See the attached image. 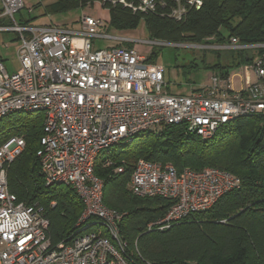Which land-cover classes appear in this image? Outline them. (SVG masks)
I'll return each instance as SVG.
<instances>
[{"label": "built area", "instance_id": "obj_1", "mask_svg": "<svg viewBox=\"0 0 264 264\" xmlns=\"http://www.w3.org/2000/svg\"><path fill=\"white\" fill-rule=\"evenodd\" d=\"M111 1L141 13L166 7V0ZM0 4V19L12 21L11 26L0 24V31L18 36L17 69L9 71L0 61V118L16 112L41 113L36 156L45 184L69 185L83 203L75 224L78 229L53 245L42 206L18 202L8 189V166L24 149L25 140L20 135L6 139L0 145V264H129L118 228L122 214L104 205L102 181L94 175L99 153L170 125H181L206 140L233 118L264 113V58H255L251 68L256 80L245 88L234 89L228 78L211 73L209 82L199 89L171 94L166 91L161 64L147 62L136 45L115 44L236 50L264 44H242L236 37L221 45L171 44L99 33L108 23L90 14L76 19L78 28L21 25L15 14L24 8V1L0 0ZM202 6L203 0H171L160 15L181 20ZM92 38L114 43L98 47ZM239 185L236 175L222 169L178 172L170 163L145 159L137 160L128 182L135 195L171 201L165 214L149 224L159 228L209 208ZM90 218L93 222L82 228Z\"/></svg>", "mask_w": 264, "mask_h": 264}, {"label": "trees", "instance_id": "obj_2", "mask_svg": "<svg viewBox=\"0 0 264 264\" xmlns=\"http://www.w3.org/2000/svg\"><path fill=\"white\" fill-rule=\"evenodd\" d=\"M94 1L55 0L45 12L82 8ZM101 5L108 10L109 28L135 30L142 23L149 40L221 45L236 37L242 44H264V0H203L200 9L188 11L181 20L160 15L171 6V0H166L165 9L147 13L132 12L111 0H103ZM32 19L15 18L21 25H32ZM0 24L11 26L12 21L0 19ZM13 33L12 41L17 43L18 36ZM115 45L132 47L133 43ZM165 46L152 45L146 61L156 63ZM187 49L200 50L201 61L183 65L185 75L202 68L227 79L231 69L264 58V47ZM205 54L214 55V61L207 62ZM0 61H5L1 55ZM14 114L0 118V145L14 135L25 140L24 149L8 166V189L18 202L42 206L49 221L47 234L55 245L78 229L75 224L83 203L71 186L45 184L36 156L42 136L41 113ZM104 151L105 158L98 157L94 165V175L102 181L104 205L122 214L118 228L129 264H264V113L233 118L206 140L181 125H170ZM138 159L170 163L178 172L185 168L222 169L236 175L240 185L205 210L166 228L149 227L165 214L171 201L131 193L128 182Z\"/></svg>", "mask_w": 264, "mask_h": 264}, {"label": "rangeland", "instance_id": "obj_3", "mask_svg": "<svg viewBox=\"0 0 264 264\" xmlns=\"http://www.w3.org/2000/svg\"><path fill=\"white\" fill-rule=\"evenodd\" d=\"M24 8H22L17 14H15V18L19 16L27 18L28 16L33 17L31 20L32 25H47L49 23H58V22H67L73 23L74 28H78L79 25L76 21L78 17L82 14H90L93 16H97L104 22H108V10L101 5L103 4V0L94 1L92 4H87L82 8H76L73 10L67 11H59L53 13H46L45 8L55 2V0H23ZM34 6L32 11L28 12V6ZM1 8V4H0ZM99 33L107 32L109 34H122L125 36H131L134 38L146 40L148 39L143 24L140 23L139 26L131 31V30H122L116 31L114 29L105 26V28H100ZM14 38L13 32H4L0 31V55L5 60L4 64L9 71H13L17 69V60L15 56V48L16 41H12ZM93 44L98 47H106L114 43L111 40L105 39H95L92 38ZM136 45V48L141 52L147 55L152 47V44L146 42H136L133 43ZM176 46V45H174ZM193 48V47H189ZM210 48V47H209ZM212 48V47H211ZM196 49V47H194ZM197 51V52H196ZM193 52L191 49L184 48L182 45H177L176 48L172 47V45H166L161 52L158 54L156 58V63L161 64L164 71V79L167 83L168 93L171 94H187L191 89H195L198 87H202L208 81V76L210 71L199 68L191 72L190 75L184 74L183 65L189 64L191 61H196L200 63L201 56L198 54L201 52L200 50H196ZM205 58L207 62L214 61V55L205 54ZM238 74L240 76L241 70L239 67L233 68L230 70V74ZM239 76L235 78V87H238ZM256 79V75H255ZM24 113H15L16 117L23 116ZM8 127V123L5 124ZM106 154L103 150L99 153V159L105 158ZM93 222V218L87 219L83 224L82 228L89 225Z\"/></svg>", "mask_w": 264, "mask_h": 264}, {"label": "crops", "instance_id": "obj_4", "mask_svg": "<svg viewBox=\"0 0 264 264\" xmlns=\"http://www.w3.org/2000/svg\"><path fill=\"white\" fill-rule=\"evenodd\" d=\"M32 9H34V6L32 5V6H28V12L29 11H32ZM1 19H3V20H5V18H1ZM49 24H58V25H63L64 27H73V23H65V22H58V23H49ZM74 28V27H73ZM131 31H133V30H131ZM129 37H131V36H129ZM16 43V42H15ZM16 46H17V43H16ZM16 49V48H15ZM249 54H250V52H249ZM248 54V55H249ZM239 68H240V70H241V74H240V76L238 75V74H235V73H233V74H229V77H228V79L230 80V82H231V84H232V87L234 88V89H242V88H245V87H247L249 84H251V83H253L256 79H255V72L253 71V69L251 68V65L250 64H244V65H241V66H239ZM212 72H210V74H211ZM209 74V75H210ZM237 76H239V82H238V87L236 88L235 87V78L237 77ZM209 82V76H208V81H207V83ZM206 83V84H207ZM194 89V88H193ZM193 89H191V90H193ZM168 90V88H167V86H166V91ZM190 90V91H191ZM168 92V91H167Z\"/></svg>", "mask_w": 264, "mask_h": 264}]
</instances>
